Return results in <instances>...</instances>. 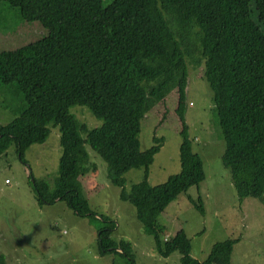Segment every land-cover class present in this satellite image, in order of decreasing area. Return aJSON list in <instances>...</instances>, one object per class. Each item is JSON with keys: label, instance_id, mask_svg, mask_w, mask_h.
Returning a JSON list of instances; mask_svg holds the SVG:
<instances>
[{"label": "trees", "instance_id": "16d2710c", "mask_svg": "<svg viewBox=\"0 0 264 264\" xmlns=\"http://www.w3.org/2000/svg\"><path fill=\"white\" fill-rule=\"evenodd\" d=\"M26 21H39L47 33L20 47L0 51V91L21 97L17 112L0 125V153L14 143L22 161L28 147L43 143L57 126L61 153L50 184L32 179L39 204L63 200L79 216H93L82 191V177L95 172L86 144L106 162L119 198L131 204L158 253L180 254L181 264H229L238 239L215 241L205 260L190 255L183 229L161 238L157 215L181 193L204 179L184 121L187 61L203 66L216 122L225 143L221 155L239 201L264 195V0H0ZM257 13V21L252 18ZM199 28L198 43L187 54L178 39L187 24ZM263 25V27L261 26ZM192 54H196L193 57ZM176 89L181 121L180 169L158 184L149 167L163 138L140 149L141 119ZM85 106L101 123L89 127L70 108ZM143 168L128 189L123 176ZM189 201L201 213L200 197ZM104 220L102 216H100ZM105 221V220H104ZM100 253L115 252L136 264L132 243L98 231ZM0 264H6L0 254Z\"/></svg>", "mask_w": 264, "mask_h": 264}, {"label": "rangeland", "instance_id": "374dc122", "mask_svg": "<svg viewBox=\"0 0 264 264\" xmlns=\"http://www.w3.org/2000/svg\"><path fill=\"white\" fill-rule=\"evenodd\" d=\"M110 1L102 0V4ZM252 18L257 21L256 11ZM46 33L39 21H26L18 8L1 3L0 51L15 49ZM198 38L199 28L193 22L178 35L186 54L195 47ZM186 58L184 121L192 149L201 158L204 179L179 194L157 215L160 237H172L183 229L191 241L190 255L199 261L206 259L213 240L238 239L229 264H264V195L262 199L245 197L239 201L230 171L222 163L225 143L216 122L211 90L203 77V66L194 67L191 59ZM9 92L12 96L4 89L0 91V125L16 116L15 106L21 102V97ZM177 97L176 89L171 90L163 106L156 104L141 119V150L154 144L153 136L163 138L149 167L148 182L152 185L165 181L180 169L181 121L175 113ZM70 112L89 127L101 123L83 105L71 107ZM59 136L58 127L50 125L46 141L28 147L25 161L19 158L14 143L0 153V254L6 264H124L118 253H100L98 231L103 226L111 229L112 238L132 243L136 264H181L178 251L167 257L158 253L152 235L137 220L134 207L119 198V187L107 176L106 162L88 144L85 146L90 161L96 163L97 170L82 177V191L95 217L79 216L63 200L38 203L32 179L53 183L61 153ZM123 176L128 189L142 179L143 168H132ZM188 196L201 198L204 213L194 207Z\"/></svg>", "mask_w": 264, "mask_h": 264}, {"label": "crops", "instance_id": "0c3cea01", "mask_svg": "<svg viewBox=\"0 0 264 264\" xmlns=\"http://www.w3.org/2000/svg\"><path fill=\"white\" fill-rule=\"evenodd\" d=\"M221 233H222V236H224V238H225V236L227 237V235H225V233L223 232V231H221ZM216 240V239H215ZM215 240H213L211 243L213 244L214 242H215ZM239 242V240L235 243V244H237ZM235 244H234V246H235ZM212 246V245H211ZM234 246H233V250H234ZM210 249H211V247H210ZM209 253V252H208ZM208 253H207V255H208ZM232 254H233V252H232ZM231 258H232V255H231Z\"/></svg>", "mask_w": 264, "mask_h": 264}, {"label": "built area", "instance_id": "2783aa9c", "mask_svg": "<svg viewBox=\"0 0 264 264\" xmlns=\"http://www.w3.org/2000/svg\"><path fill=\"white\" fill-rule=\"evenodd\" d=\"M7 181V180H6Z\"/></svg>", "mask_w": 264, "mask_h": 264}]
</instances>
